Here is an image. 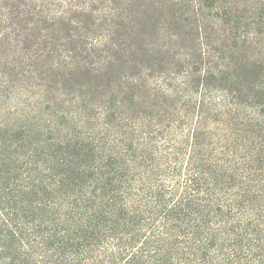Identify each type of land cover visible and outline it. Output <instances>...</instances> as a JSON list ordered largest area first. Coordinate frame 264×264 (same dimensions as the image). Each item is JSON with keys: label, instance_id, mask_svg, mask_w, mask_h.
<instances>
[{"label": "trees", "instance_id": "16d2710c", "mask_svg": "<svg viewBox=\"0 0 264 264\" xmlns=\"http://www.w3.org/2000/svg\"><path fill=\"white\" fill-rule=\"evenodd\" d=\"M0 264H264V0H0Z\"/></svg>", "mask_w": 264, "mask_h": 264}, {"label": "rangeland", "instance_id": "374dc122", "mask_svg": "<svg viewBox=\"0 0 264 264\" xmlns=\"http://www.w3.org/2000/svg\"><path fill=\"white\" fill-rule=\"evenodd\" d=\"M165 31H166V28H162V32H160V36H163L162 40H167V34L165 33ZM162 42H167V41H162Z\"/></svg>", "mask_w": 264, "mask_h": 264}]
</instances>
